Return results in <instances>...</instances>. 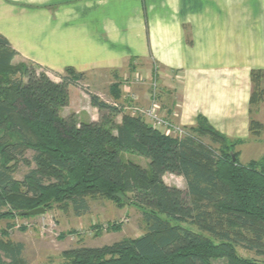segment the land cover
<instances>
[{
  "label": "trees",
  "instance_id": "trees-1",
  "mask_svg": "<svg viewBox=\"0 0 264 264\" xmlns=\"http://www.w3.org/2000/svg\"><path fill=\"white\" fill-rule=\"evenodd\" d=\"M16 55L0 34V219L12 215L9 206L28 216L57 202L81 215L86 198L98 195L139 206L146 231L71 250V264H264L236 252L242 247L264 257V155L241 164L235 147L242 140H229L201 115L182 137H171L91 93L81 83L83 73L67 67L54 81L32 61L15 64ZM263 74L251 71V105L263 91ZM70 86L89 96L98 120L60 115ZM249 126L261 127L254 120ZM123 153L145 158L148 168L124 160ZM30 161L34 167L16 180L14 166ZM165 173L183 177L186 188L166 184ZM23 250L21 242L0 238V264H27Z\"/></svg>",
  "mask_w": 264,
  "mask_h": 264
},
{
  "label": "crops",
  "instance_id": "crops-1",
  "mask_svg": "<svg viewBox=\"0 0 264 264\" xmlns=\"http://www.w3.org/2000/svg\"><path fill=\"white\" fill-rule=\"evenodd\" d=\"M0 34L14 60L40 65L54 81L71 67L86 87L132 60H153L179 84L168 115L183 126L201 115L229 139L249 137L250 75L264 70V0H0ZM93 109L81 121L98 120Z\"/></svg>",
  "mask_w": 264,
  "mask_h": 264
},
{
  "label": "rangeland",
  "instance_id": "rangeland-1",
  "mask_svg": "<svg viewBox=\"0 0 264 264\" xmlns=\"http://www.w3.org/2000/svg\"><path fill=\"white\" fill-rule=\"evenodd\" d=\"M13 62L17 64L24 60L15 59ZM106 76H99L101 80L97 85L93 79L86 82L89 85L88 89L98 94L101 100L118 105L123 113L140 116L149 124L156 123V120L146 114L155 101L159 107L155 115L164 121V124L156 123V126L171 137H182L187 131L186 128L190 127L177 122L176 116L168 115L172 109L177 110L175 104L179 103L177 94L179 84L173 79V74L169 75L173 80L166 78L157 62L132 60L125 71H116L115 74ZM259 82H261L259 88L263 91L251 105L250 113L251 120L259 122L261 127L256 132L257 128L254 126L250 129L249 137L236 145L235 150L238 151L241 164L260 160L264 155V74ZM72 88L71 99L60 109V115L67 117L74 114L77 121L95 116L96 111L90 99L78 88L74 86ZM114 120L119 124L121 114L116 115ZM202 141L217 148V145L207 137H203ZM32 156L33 152L27 151V159L31 160ZM122 158L148 168V161L143 157L123 153ZM32 167H34L32 162L30 165L17 163L14 166L13 177L22 180ZM163 180L168 185L186 188L185 180L181 176L165 173ZM86 201L88 210L81 215L75 214L70 203L64 206L62 202L53 203L50 208L44 209V213L33 216H20L11 210L10 206L6 207L5 210L11 211L12 215L0 219V238L5 241L21 242L24 245L22 256L27 264H71L66 258L67 252L71 250L98 248L124 238H136L145 233L143 210L139 206L127 200L116 202L98 195L87 197ZM236 252L239 256L264 263V257L257 256L253 251L237 247Z\"/></svg>",
  "mask_w": 264,
  "mask_h": 264
},
{
  "label": "built area",
  "instance_id": "built-area-1",
  "mask_svg": "<svg viewBox=\"0 0 264 264\" xmlns=\"http://www.w3.org/2000/svg\"><path fill=\"white\" fill-rule=\"evenodd\" d=\"M158 108H159V107H158L157 103H156L155 101H153L152 104H151V108H150V110H147L146 114H147L150 118H152L153 120H156V123H157L158 125H160L161 123L164 124V121H163V120H160V119L157 118L156 115H155V111H156V109H158ZM156 123L154 122V123H152L151 125H152L154 128L159 129V127L156 126ZM165 134L168 135V133H165Z\"/></svg>",
  "mask_w": 264,
  "mask_h": 264
},
{
  "label": "water",
  "instance_id": "water-1",
  "mask_svg": "<svg viewBox=\"0 0 264 264\" xmlns=\"http://www.w3.org/2000/svg\"><path fill=\"white\" fill-rule=\"evenodd\" d=\"M44 212H45V210L43 208H37V209L31 210V211H28L25 214L33 216V215L42 214Z\"/></svg>",
  "mask_w": 264,
  "mask_h": 264
}]
</instances>
